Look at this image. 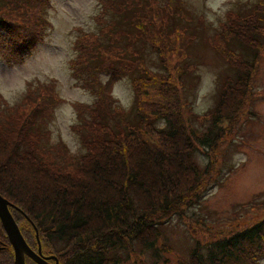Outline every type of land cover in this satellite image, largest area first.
I'll list each match as a JSON object with an SVG mask.
<instances>
[{"label":"rangeland","instance_id":"1","mask_svg":"<svg viewBox=\"0 0 264 264\" xmlns=\"http://www.w3.org/2000/svg\"><path fill=\"white\" fill-rule=\"evenodd\" d=\"M159 2L148 5L147 17L139 12V27L133 25L135 28L130 33L112 28L113 20L108 12H118L116 0L103 3L47 0L38 19L33 18V9L25 6L27 12L16 17V24L28 31L33 20L40 26L45 25L42 21L46 19L50 25L44 26L47 33L43 42L22 63L11 58L9 63L0 54V115L10 113L12 107L24 113L33 110L37 98L44 94L34 89L38 82L49 83L52 88L55 102L47 115L38 110L37 120L49 149L55 147L75 156L89 152L92 144L87 143V137L89 141L99 140L103 135L99 133L106 129L88 124L84 115L90 119L96 112H104L107 126L115 128L114 135L119 134L127 121H136L134 110L128 112L137 97L132 77L138 73L139 112L152 119L157 116L152 113L158 105L167 104L181 115L182 123L186 124L184 132L189 131V136L192 137V130L198 135L207 133L209 127L213 138L210 143H200L192 137L193 147L185 160L197 165L203 174L195 188L183 194L186 201L180 214L162 224L156 248L142 249L135 242L130 253L123 249L108 250V257L113 254L121 257L119 264H183L197 241H212L259 221L264 229V0ZM166 12L179 21L177 30L174 28L169 34L164 31ZM103 13L106 20L101 17ZM251 15L254 17L247 20ZM79 31L90 35L88 47L100 50L103 63L89 85L73 77L69 65V60L76 57L72 45ZM120 34L125 36L121 47L127 55L115 47ZM141 36L145 46L139 42V48L135 43ZM101 40L104 42L100 44ZM110 66L115 76L111 84L107 83ZM236 67L243 77V69H251L247 82H236ZM227 77L232 78L229 82H233L234 89L227 91L220 107L226 117L218 126L209 125L206 118L217 103ZM98 82L107 86L101 94L103 101H98V95L94 94ZM28 91L32 100L27 99ZM76 104H80L79 110ZM83 104L94 109L82 110ZM4 124L0 125L4 132L7 130L3 129L14 126ZM153 124L164 126L160 119L153 120ZM142 127L140 142L150 139L159 146V136L147 134ZM84 134L86 139L82 143ZM176 152L180 153L181 147ZM46 165L50 166L47 162ZM183 179L189 186L191 178ZM21 227L30 235L32 228L25 221ZM29 237L30 243L33 238ZM255 264H264V252Z\"/></svg>","mask_w":264,"mask_h":264},{"label":"trees","instance_id":"2","mask_svg":"<svg viewBox=\"0 0 264 264\" xmlns=\"http://www.w3.org/2000/svg\"><path fill=\"white\" fill-rule=\"evenodd\" d=\"M45 1L21 0V3L19 0H0V54L7 62H11L9 58L18 62L25 52L36 47L38 31L44 25L40 27L33 20L31 28L26 31L16 24L18 22L15 19L27 12L25 6L32 8L33 18L38 19ZM104 1L101 0V3ZM152 2L161 3L159 0H116L118 12H108V17L113 20L112 28L132 32L135 28L133 25L139 27V12L142 17H147L145 11ZM137 9V12L133 11ZM105 14H102V19ZM253 17L251 15L247 20ZM177 25L179 21L171 12L168 13L165 33L169 34ZM89 36L81 32L75 37L72 47L76 57L69 60L72 76L85 85L97 77L96 70L103 64L100 50H95V46L88 47ZM124 37L122 34L118 36L115 47L127 55L124 47H121ZM139 42L145 46L142 36L135 43L137 47ZM235 54L247 64L245 58L237 52ZM111 70L112 66L107 83L115 78ZM243 70L244 77L240 76V69L236 67V82L249 80L251 69ZM229 81H233L231 77L225 79L226 84L220 89L218 101L206 118L209 125L218 126L226 117L220 107L227 91L234 89L233 82ZM132 83L137 97L128 113L134 110L137 120L132 123L127 121L119 134L114 135L115 128L107 126L104 112L98 111L90 119L84 115L88 124L106 131H101L99 134H103L102 137L94 142L87 137L86 141L92 144V149L76 156L45 146V134L40 132L37 120L40 114L38 110L47 115L56 99L49 83L38 82L34 87L44 91V94L37 98L38 104L33 110L24 113L12 107L10 113L0 115V125L14 124L9 130L3 129L6 132L0 130V194L14 205L9 209L27 244L33 250L37 249L35 227L42 253L56 255L58 264H119L121 257L118 254L108 257V250L123 249L130 253L134 251L135 242L142 249L156 248L162 224L180 214L182 204L186 201L183 194L192 191L203 174L197 165L185 158L192 150V137L200 143L213 140L209 127L207 133L198 135L192 130V137L189 136V131L184 132L186 124L182 123L181 115L162 103L152 113L157 116L150 119V115L139 112V73L132 77ZM106 87L104 83L98 82L94 88L98 101H103L101 94ZM28 94L27 99L32 100L31 92L28 91ZM76 105L79 110L80 104ZM83 105L82 110L84 107L94 109L91 105ZM158 119L164 122V126L156 127L153 124V120ZM141 127L149 135H158L160 145L150 139L140 142ZM85 136L82 143L83 140L85 142ZM8 146L11 150H7ZM180 147L181 152H176V149L180 151ZM67 168L71 171H67ZM188 176L191 178L189 186L183 179H188ZM23 221L32 228L30 235L21 227ZM261 223H252L212 241H197L190 251L189 259L183 264H242L245 261L255 264L256 258L259 259L264 252V245H261L264 242V229ZM29 236L33 238L30 243ZM0 264H13V250L1 223ZM25 264L36 263L26 258Z\"/></svg>","mask_w":264,"mask_h":264},{"label":"water","instance_id":"3","mask_svg":"<svg viewBox=\"0 0 264 264\" xmlns=\"http://www.w3.org/2000/svg\"><path fill=\"white\" fill-rule=\"evenodd\" d=\"M11 206L14 205L0 194V223L6 234L8 243L13 250V264H25L26 258H29L36 264H58V258L56 255H45L42 253L40 240L35 227L37 249L33 250L27 244L17 222L10 212L9 207Z\"/></svg>","mask_w":264,"mask_h":264}]
</instances>
